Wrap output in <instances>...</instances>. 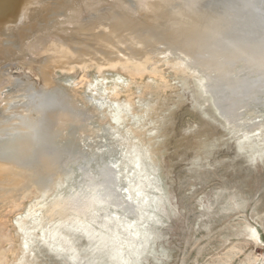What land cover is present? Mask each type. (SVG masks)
I'll return each instance as SVG.
<instances>
[{
    "label": "water",
    "instance_id": "water-1",
    "mask_svg": "<svg viewBox=\"0 0 264 264\" xmlns=\"http://www.w3.org/2000/svg\"><path fill=\"white\" fill-rule=\"evenodd\" d=\"M186 97H264V0H0V264Z\"/></svg>",
    "mask_w": 264,
    "mask_h": 264
},
{
    "label": "rangeland",
    "instance_id": "rangeland-1",
    "mask_svg": "<svg viewBox=\"0 0 264 264\" xmlns=\"http://www.w3.org/2000/svg\"><path fill=\"white\" fill-rule=\"evenodd\" d=\"M213 99L186 97L84 192L92 237L66 210L25 264H264V97L234 120Z\"/></svg>",
    "mask_w": 264,
    "mask_h": 264
},
{
    "label": "bare ground",
    "instance_id": "bare-ground-1",
    "mask_svg": "<svg viewBox=\"0 0 264 264\" xmlns=\"http://www.w3.org/2000/svg\"><path fill=\"white\" fill-rule=\"evenodd\" d=\"M213 98V97H212ZM260 97H214V101L216 103V106L221 109V111L224 113V115L229 118V120H234L239 112V109L242 105L244 104H249L251 101H256ZM262 99V98H261ZM212 100V101H213ZM260 101V100H258ZM214 104V103H213ZM232 122V121H231ZM108 170V169H107ZM106 170V171H107ZM107 173V172H105ZM108 175V174H107ZM110 175V174H109ZM105 176V175H104ZM107 178V177H106ZM112 178V177H111ZM110 179V178H109ZM108 179V180H109ZM105 182V181H104ZM109 182V181H108ZM107 183V182H106ZM115 185V184H114ZM110 186V185H109ZM100 190V189H99ZM96 192V189L94 190ZM95 192L92 193H83L67 210L73 212L76 214V220L78 223L81 224L83 229L90 234V236H93V233L95 234L96 230L93 231V228H89L87 225L84 224V221L81 219H78L82 215H86L90 213L91 207L96 204V202L99 201L100 196L95 197ZM99 192V191H97ZM109 192V191H108ZM94 195V196H93ZM109 201H112L107 195H103L101 198L106 201V197ZM125 196V195H124ZM107 200V201H108ZM117 198H116V203H117ZM127 201V200H126ZM124 204L123 202H121ZM129 205V204H128ZM134 205V204H132ZM130 207V206H128ZM142 207V205H140ZM64 214V213H63ZM117 214V213H116ZM116 214L114 216H116ZM113 217L110 215L106 216V220L111 221ZM115 218V217H114ZM105 224V223H104ZM58 229V228H56ZM59 231V230H58ZM60 232V231H59ZM61 233V232H60ZM257 234V233H255ZM57 237L60 239V244L61 247L65 248V243H68V239H66L65 236L61 233L60 235H57ZM256 238V237H255ZM120 255L114 254L113 257L117 259V261L120 262V264H128V260L123 256L124 253H119Z\"/></svg>",
    "mask_w": 264,
    "mask_h": 264
}]
</instances>
